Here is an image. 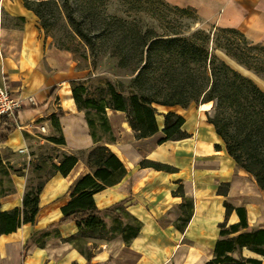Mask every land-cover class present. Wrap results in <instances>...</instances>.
Instances as JSON below:
<instances>
[{
    "label": "crops",
    "instance_id": "crops-1",
    "mask_svg": "<svg viewBox=\"0 0 264 264\" xmlns=\"http://www.w3.org/2000/svg\"><path fill=\"white\" fill-rule=\"evenodd\" d=\"M165 1L192 8L205 23L233 27L249 41L264 45V0ZM68 72L65 54L50 44L24 0H0V85L5 83L24 103L14 119L5 118L13 129L0 143L1 154L49 141L55 134L47 119L51 113H57L66 144L50 143L68 147V152L91 148L93 139L84 112L73 101ZM200 106L157 105L156 133L106 143L123 163L125 174L118 183L94 193L93 199L98 209L120 204L141 222L128 244L121 236L66 240L78 228L73 220L58 223L61 207L80 177L92 172L78 159L66 176L56 172L43 181L33 224L21 223L16 230L0 234V264H205L213 257L225 200L245 208L249 228L264 227V193L227 154L207 120L210 110ZM107 110L112 132L115 124L109 112L129 127L123 112ZM168 110L183 116L181 129L187 137L161 141L163 113ZM143 159L167 164L174 171L141 167ZM11 182L14 191L0 197V211L22 207L25 177L11 174ZM237 220L234 211L228 214V223ZM243 255L264 264L262 255L247 249Z\"/></svg>",
    "mask_w": 264,
    "mask_h": 264
},
{
    "label": "trees",
    "instance_id": "trees-1",
    "mask_svg": "<svg viewBox=\"0 0 264 264\" xmlns=\"http://www.w3.org/2000/svg\"><path fill=\"white\" fill-rule=\"evenodd\" d=\"M28 1L24 0L25 6L40 19L41 26L46 27L41 11L32 8ZM49 1L54 0H38L37 3L42 5L48 4ZM95 1L89 0L86 6L91 22L100 23L109 29L107 35L109 39L114 40L112 47L121 51L115 56L117 65L134 73L131 83L170 85L153 93L139 89L126 95L110 83L99 86L70 82L75 106L84 112L95 144L85 149L86 164L92 172L80 177L71 189L68 201L61 207L62 216L58 223L73 220L78 228L76 234L66 240L85 237L109 240L121 236L128 244L141 228V222L132 217L122 205L115 204L98 209L93 199L94 193L118 183L125 174L121 160L109 149L107 142L99 143L100 139L94 132L95 126L98 125L110 135L107 109L123 112L134 137L138 139L149 137L158 131L157 105L187 107L192 102H213L214 111L212 115L207 116L208 122L221 138L227 154L237 166L254 178L264 193V91L251 78L232 68L216 53L217 50H223L237 63L257 72L249 62L232 50L231 39L225 38L224 43L220 42L218 33L240 31L233 27L212 24L210 29L206 30L199 25L204 21L194 9L179 7L165 0L162 2L171 10L173 16L165 15L161 18L162 30H142L137 22H129L113 15L101 16L94 5ZM72 14L70 11L68 17L73 29L94 60L101 38L88 34L82 26L83 23L76 20ZM128 49H133L134 52L130 55L125 53ZM166 89L169 90L163 92ZM163 117L164 137L161 141L188 136L181 129L183 116L168 110L163 113ZM47 119L54 130L60 132L57 113H51ZM12 129L13 126L5 118L0 120V143ZM47 139L54 143H64L62 136L53 135ZM78 159L75 154H63L59 163L54 165L53 173L58 172L66 176ZM139 165L174 171V168L167 164L147 159L141 160ZM3 167L0 157V169ZM42 186L43 182L35 190L31 188L25 191L21 208L0 211V234L16 230L21 223H34ZM2 195L0 194V197ZM223 206L225 218L218 225L219 237L213 247V257L205 264H261L260 259L243 255V249L264 256V227L249 228L244 207L233 206L226 200ZM232 211L237 214L238 220L228 223L227 216ZM108 212L114 213V224L110 227H107L104 220ZM123 215L129 217L131 222L123 223ZM36 241L43 245V242ZM233 252H237L238 256L233 257Z\"/></svg>",
    "mask_w": 264,
    "mask_h": 264
},
{
    "label": "rangeland",
    "instance_id": "rangeland-1",
    "mask_svg": "<svg viewBox=\"0 0 264 264\" xmlns=\"http://www.w3.org/2000/svg\"><path fill=\"white\" fill-rule=\"evenodd\" d=\"M37 1L29 0L28 2L32 8L41 11L46 27L41 26L39 18L38 23L50 44L65 54V64L69 67L67 76L70 82H83L86 85L93 84L99 86L110 83L126 95L139 89L144 90L146 93H153L158 90L160 91V88H167L170 85L131 83L134 73L128 68H121L117 65L115 56L116 54H120L121 51L112 47L114 40L113 38L109 39L107 35L109 29L104 28L100 23L91 22V17L86 9L89 0H54L42 5H39ZM94 5L101 16L113 15L129 22H137L142 30L146 28H153L157 31L162 30L161 24L163 20L161 18L165 15L173 16L171 10L165 6L162 0H96ZM70 11L76 20L83 23L82 26L88 34L101 38L97 56L94 60L90 56L87 46L73 29V25L68 17ZM199 25L209 30L211 24L202 22ZM218 36L222 43L225 42V38L231 39L233 41L232 50L245 61L249 62L257 72L237 63L234 59L227 56L223 50H217L216 53L232 68L251 78L264 91V45L249 41L240 32L218 33ZM133 52V49H128L125 53L130 55ZM167 90L169 89L163 90V92ZM199 103L200 101L197 103L192 102L191 104L198 105ZM200 105V108L210 110L207 116L213 114V102H204ZM174 107L176 106L171 108ZM107 114L108 110L106 111ZM109 114L115 124V132L111 131L109 135L96 125L94 132L96 137L100 139L99 143H109L111 139L115 140L116 138L122 141L133 139L134 132L131 127L127 128L125 124H121V119L118 117L114 118L111 112ZM54 135L56 137L62 136L64 139L63 144H66L62 129L60 132L55 131ZM94 144L93 142L92 146ZM67 150L68 147L53 145L49 141H44L43 143L35 144L30 150L23 152L5 151L2 154L0 153L4 164V167L0 169V194L5 195L14 191L11 174L25 177L24 193L31 188L35 190L55 171L54 165L59 163V160L65 153L75 154L86 163L87 151L85 149L73 152L70 150L68 152ZM106 215L104 216V220L107 223V227H110L111 224H114V213L108 212ZM122 222H131V220L129 217L123 215ZM41 238L42 235L37 237V239Z\"/></svg>",
    "mask_w": 264,
    "mask_h": 264
},
{
    "label": "built area",
    "instance_id": "built-area-1",
    "mask_svg": "<svg viewBox=\"0 0 264 264\" xmlns=\"http://www.w3.org/2000/svg\"><path fill=\"white\" fill-rule=\"evenodd\" d=\"M23 106V98L13 94L5 83L0 85V120L2 118L14 119ZM41 131H44L43 127H41ZM19 151L23 152L25 149Z\"/></svg>",
    "mask_w": 264,
    "mask_h": 264
}]
</instances>
